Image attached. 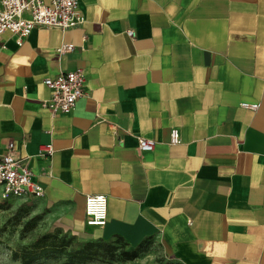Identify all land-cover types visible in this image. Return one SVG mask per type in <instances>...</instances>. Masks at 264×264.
<instances>
[{
  "label": "crops",
  "instance_id": "obj_1",
  "mask_svg": "<svg viewBox=\"0 0 264 264\" xmlns=\"http://www.w3.org/2000/svg\"><path fill=\"white\" fill-rule=\"evenodd\" d=\"M77 9L80 24L36 26L21 45L0 34V156L12 143L42 189L31 198L79 239L151 240L177 264H264V0ZM62 43L74 49L59 55ZM76 68L84 95L53 113L43 80ZM88 194L106 196L103 226L86 224Z\"/></svg>",
  "mask_w": 264,
  "mask_h": 264
},
{
  "label": "built area",
  "instance_id": "obj_2",
  "mask_svg": "<svg viewBox=\"0 0 264 264\" xmlns=\"http://www.w3.org/2000/svg\"><path fill=\"white\" fill-rule=\"evenodd\" d=\"M79 0H0V34L10 32L17 45L29 35L36 26L57 27L67 30L83 21L78 12ZM128 37H134L133 30H127ZM74 49L72 43H62L56 52L64 55ZM49 90V96L42 104L53 113H69L78 98L84 95L85 76L81 68L63 71L54 77L43 80ZM242 107L256 108V104L242 103ZM180 142L179 131L173 127L169 131V143ZM152 139L139 138L140 151L154 148ZM52 147L44 146L41 154H50ZM32 173L26 160L14 150L13 144L6 145V151L0 156V199L10 197H40L41 187L32 180ZM107 199L102 194L85 196L84 213L86 224L103 226L106 222Z\"/></svg>",
  "mask_w": 264,
  "mask_h": 264
},
{
  "label": "rangeland",
  "instance_id": "obj_3",
  "mask_svg": "<svg viewBox=\"0 0 264 264\" xmlns=\"http://www.w3.org/2000/svg\"><path fill=\"white\" fill-rule=\"evenodd\" d=\"M89 241L93 243L95 256L81 264H177L162 256L157 244L151 240L143 243L134 260H125L124 253L135 247H127L118 241ZM85 242L86 240L58 227L50 216V210L36 198L0 199V264H22L12 258L13 250L42 245L47 246L49 252L33 264H62L67 255L57 254L51 250V246L72 252L83 247Z\"/></svg>",
  "mask_w": 264,
  "mask_h": 264
},
{
  "label": "trees",
  "instance_id": "obj_4",
  "mask_svg": "<svg viewBox=\"0 0 264 264\" xmlns=\"http://www.w3.org/2000/svg\"><path fill=\"white\" fill-rule=\"evenodd\" d=\"M113 241H118L128 247V245L121 239H116ZM105 243V241H100ZM109 242V241H108ZM90 241H86L80 249H77L72 252H66V250L61 249L60 247H50L57 254H66L67 259L62 262V264H81L87 259L94 258L95 249ZM143 245V244H142ZM139 245L132 249L131 251H126L124 253L125 260H134L138 256V250L142 246ZM49 249L47 246H36L33 248L22 247L20 250H13L11 256L13 259L19 260L22 264H33L39 257L47 255Z\"/></svg>",
  "mask_w": 264,
  "mask_h": 264
}]
</instances>
